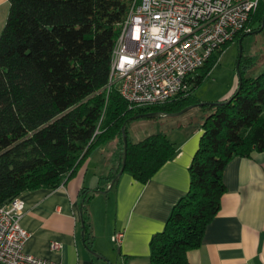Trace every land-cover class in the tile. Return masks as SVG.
<instances>
[{
	"label": "trees",
	"instance_id": "trees-1",
	"mask_svg": "<svg viewBox=\"0 0 264 264\" xmlns=\"http://www.w3.org/2000/svg\"><path fill=\"white\" fill-rule=\"evenodd\" d=\"M133 1L8 0L0 34V205L25 192L66 184L94 149L109 154V172L99 177L96 188L106 191L122 166L124 124V172L138 183L149 181L175 155V143L161 131L132 142L128 128L142 119L133 117L177 113L200 103L193 92L225 47L190 77L187 95L132 109L116 86H107L114 45ZM263 17L264 0L249 31L235 40L256 34ZM258 61L256 55H242L233 94L196 108L202 114L197 123L201 136L189 167V189L163 231L151 239L150 264H191L188 252L200 247L220 210L225 167L235 157L254 159L264 152V70L251 76L264 66ZM94 193L82 188L78 194L88 245L87 205Z\"/></svg>",
	"mask_w": 264,
	"mask_h": 264
},
{
	"label": "crops",
	"instance_id": "crops-1",
	"mask_svg": "<svg viewBox=\"0 0 264 264\" xmlns=\"http://www.w3.org/2000/svg\"><path fill=\"white\" fill-rule=\"evenodd\" d=\"M8 13V0H0V34ZM162 118L166 123L161 130L167 137L172 133L168 138L175 143V155L145 184L123 172L109 191L94 193L87 205L89 245L81 235L78 194L82 188L96 190L99 177L109 172V154L94 149L66 184L21 194L25 211L20 224L30 234L25 252L61 264H150L151 239L163 231L189 189V167L201 136L198 119L186 125V118ZM223 182L220 210L206 227L200 247L187 258L191 264H264V152L254 159L233 158L223 171ZM118 232L122 239L115 244L112 237ZM53 242L61 249L51 250Z\"/></svg>",
	"mask_w": 264,
	"mask_h": 264
},
{
	"label": "built area",
	"instance_id": "built-area-1",
	"mask_svg": "<svg viewBox=\"0 0 264 264\" xmlns=\"http://www.w3.org/2000/svg\"><path fill=\"white\" fill-rule=\"evenodd\" d=\"M262 0H134L111 57L108 89L130 108L163 105L189 92V79L213 55L249 31ZM21 198L0 205V264H61L29 255ZM122 233L112 237L120 244ZM51 250L61 249L53 242Z\"/></svg>",
	"mask_w": 264,
	"mask_h": 264
},
{
	"label": "rangeland",
	"instance_id": "rangeland-1",
	"mask_svg": "<svg viewBox=\"0 0 264 264\" xmlns=\"http://www.w3.org/2000/svg\"><path fill=\"white\" fill-rule=\"evenodd\" d=\"M239 41L240 39L238 38L225 46L224 51L219 56L217 63L213 66L208 76L194 90L193 96L195 99L199 100L200 103L215 104L218 103L221 98L233 92L238 83L237 64L241 50L242 55H256L259 58V64L264 63V30L257 34L244 36L241 40V50ZM263 70L264 66H259L251 76H257ZM116 88L119 90L120 85L118 84ZM199 116H202V114L194 108L177 119L184 122L186 118L188 121L186 125L191 123V121L193 124H196ZM162 119L163 118H142L136 120L128 128L131 139L133 141H141L151 135V129H154L152 132H163L160 126H165L166 120L164 121ZM177 119L173 121H177ZM181 119H184V121ZM165 130L170 129L165 128ZM169 132L168 137L171 138L172 133Z\"/></svg>",
	"mask_w": 264,
	"mask_h": 264
},
{
	"label": "water",
	"instance_id": "water-1",
	"mask_svg": "<svg viewBox=\"0 0 264 264\" xmlns=\"http://www.w3.org/2000/svg\"><path fill=\"white\" fill-rule=\"evenodd\" d=\"M263 27H264V17L262 19V23H261L260 29L257 30L255 33L257 34L260 30L263 29ZM239 44H240V50H241L242 49V47H241V40L239 41ZM241 57H242V50L240 52L239 59ZM237 67H238V65H237ZM215 104H218V103H215ZM203 105H204L203 103L194 104V105H191V106L186 107L185 109L181 110L180 112L170 113V114H162V113H158V112H150V113H146V114H143V115L135 116V117H133V119H136V118H162V117L175 118V117H179V116H181V115L189 112L190 110H192L194 108L202 107ZM121 133H122L123 147H124L122 166H121L120 171L116 174V176L114 177V179L110 182L107 190L104 191V192L109 191L113 187V185L115 184V182L118 181V179L120 178L121 174L124 172V167H125V162H126V156H127V143H128L127 134H126V125L125 124L121 128ZM94 192L95 193H101V191H98V190H95ZM83 207H84V203L82 202L81 203V207H80V216H81V220L80 221H81V227L83 229L82 230V233H81L82 236H84V234H85V231H84V221H83V218H82V210H83ZM90 252L93 255H95L96 257H99L93 251H90ZM99 258H102V257H99Z\"/></svg>",
	"mask_w": 264,
	"mask_h": 264
}]
</instances>
